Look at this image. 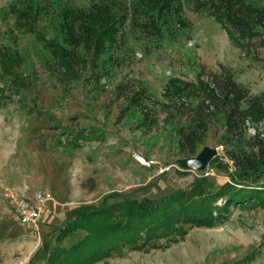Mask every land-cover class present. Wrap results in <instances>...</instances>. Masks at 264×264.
Returning a JSON list of instances; mask_svg holds the SVG:
<instances>
[{
	"label": "rangeland",
	"instance_id": "1",
	"mask_svg": "<svg viewBox=\"0 0 264 264\" xmlns=\"http://www.w3.org/2000/svg\"><path fill=\"white\" fill-rule=\"evenodd\" d=\"M52 1L44 0L46 5ZM63 1L89 6L87 0ZM249 3L264 8V0ZM21 4L0 0V46L20 56L19 72L29 85L18 93L9 80L0 83L5 89L0 92V264H47L58 230L83 208L113 204L121 196L161 199L190 189L202 175L212 189L230 182L235 168L222 143L223 119L200 151L217 148L216 158L229 164L228 169L211 163L205 172L183 171L177 165L183 159L178 123H165L166 113L156 106L151 115L156 124L144 125L119 87L136 84L165 103L171 79L196 81L202 69L210 73L226 66L253 93L264 92V38L256 40V54L247 53L215 19L187 9L191 30L161 44L131 42L114 53L116 62L106 63L109 75L101 83L90 84L85 77L67 85L50 51L18 25L12 9ZM39 30L48 39L60 38L52 13ZM104 60L110 61L109 54ZM259 130L264 136V124ZM74 136L82 137L80 147L69 145ZM38 190L49 191L53 202L38 228L25 227L13 208V195L33 196ZM157 244L126 248L94 264H237L251 256L255 259L250 264H264V207L235 209L213 228L195 227L184 238Z\"/></svg>",
	"mask_w": 264,
	"mask_h": 264
},
{
	"label": "trees",
	"instance_id": "2",
	"mask_svg": "<svg viewBox=\"0 0 264 264\" xmlns=\"http://www.w3.org/2000/svg\"><path fill=\"white\" fill-rule=\"evenodd\" d=\"M87 1L88 7H78L71 1L54 0L46 5L44 0H22L12 9L21 29L32 33L50 51L67 85L81 83L85 77L90 84L101 83L109 75L106 63L116 62L114 53L131 42L161 44L167 37L191 30L187 9L215 19L247 53L256 54V40L264 38V8L254 7L250 0ZM51 13L59 39H48L39 30V23ZM107 54L110 61L102 62ZM22 63L17 53L0 46V83L9 80L18 93L29 87L19 72ZM119 90L129 106L142 115L144 125L156 124L151 116L156 106L166 113L165 123H178V149L183 159L198 156L212 129L223 119L222 143L235 170L230 173V182L217 189L202 175L190 189L161 199L140 201L121 196L113 204L83 208L58 230L47 264H94L120 255L126 248L156 247L161 239L176 241L195 227L213 228L235 209L264 207V136L259 130L264 124V92L253 93L226 66L210 73L202 69L196 81L171 79L165 103L136 84L120 86ZM4 91L0 87L2 94ZM256 126V133L250 134ZM81 138L74 136L69 145L80 147ZM211 163L229 167L220 158ZM80 235L82 239L76 240ZM254 259L247 257L237 264H250Z\"/></svg>",
	"mask_w": 264,
	"mask_h": 264
},
{
	"label": "built area",
	"instance_id": "3",
	"mask_svg": "<svg viewBox=\"0 0 264 264\" xmlns=\"http://www.w3.org/2000/svg\"><path fill=\"white\" fill-rule=\"evenodd\" d=\"M140 159V158H138ZM143 163V160H140ZM13 208L22 225L29 228H38L44 209L53 202V196L48 191L38 190L33 196H14Z\"/></svg>",
	"mask_w": 264,
	"mask_h": 264
},
{
	"label": "water",
	"instance_id": "4",
	"mask_svg": "<svg viewBox=\"0 0 264 264\" xmlns=\"http://www.w3.org/2000/svg\"><path fill=\"white\" fill-rule=\"evenodd\" d=\"M219 155V150L214 147H205L198 156L178 161V167L183 171L205 172L211 162Z\"/></svg>",
	"mask_w": 264,
	"mask_h": 264
}]
</instances>
